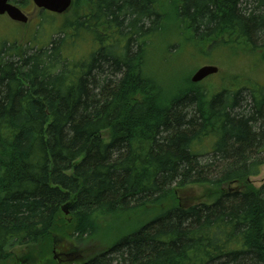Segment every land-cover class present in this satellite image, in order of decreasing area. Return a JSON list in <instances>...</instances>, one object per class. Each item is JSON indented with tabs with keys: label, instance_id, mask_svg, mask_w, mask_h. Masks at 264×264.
I'll use <instances>...</instances> for the list:
<instances>
[{
	"label": "trees",
	"instance_id": "1",
	"mask_svg": "<svg viewBox=\"0 0 264 264\" xmlns=\"http://www.w3.org/2000/svg\"><path fill=\"white\" fill-rule=\"evenodd\" d=\"M60 16L38 47L0 35V264L24 248L23 264H58L57 241L82 249L68 264H264V183L249 181L264 88L161 78L150 55L176 40L264 57V0H73ZM192 185L211 190L183 203Z\"/></svg>",
	"mask_w": 264,
	"mask_h": 264
},
{
	"label": "rangeland",
	"instance_id": "2",
	"mask_svg": "<svg viewBox=\"0 0 264 264\" xmlns=\"http://www.w3.org/2000/svg\"><path fill=\"white\" fill-rule=\"evenodd\" d=\"M22 11L25 15H27V22L25 24L12 22L6 16H1L0 19V35L9 40V42L15 41L20 46H26V44L33 38L37 41L35 43L37 47L39 45H43L42 43L49 39L47 36L53 34L49 33L53 31L54 27H57V25L60 26V23L64 20L62 16H54L56 26H49L46 24L43 25V23H41L40 26V22H45L42 17L44 14H48L47 12L40 11L31 3L25 6ZM73 16L74 15L72 13H69L67 18H71ZM164 42L162 43L158 40L150 45V55L153 57V63L151 66L155 68L157 75L161 78H164L163 75H167L166 71L172 74L176 73V76L172 77L177 78L180 73L186 76H192L197 68L204 65H214L219 68L218 73L215 76L204 80L203 83L201 82L202 84L200 83L205 90H207V88L209 89V86H213L214 90H218L222 85L226 87L225 89L230 91L243 87L248 89L264 88V57L260 56L261 54H259V52L253 55L240 51H236L232 54L226 52H217L216 54L213 50H209V48H207L200 53L198 50L194 51L192 48L183 47L181 50L178 48V51L174 53V51L177 50L175 47L177 46L175 45L176 40H171L168 46ZM259 44L260 42H257V45ZM164 47H169V49L166 52H161L160 54L162 55H159V52ZM170 53L172 54L171 59L169 57ZM203 145L205 144L199 145V147ZM208 156L209 155H203V157H200L199 159L201 161H206ZM263 177L264 164L260 168L259 175L250 178L251 186L259 188L264 183ZM232 186L234 187L235 185ZM209 188V186H189L186 188V192L181 193L180 199L183 203L188 200L194 202V199H200L206 190H211ZM178 192L180 191L176 192L177 201L179 200ZM65 213L66 212H64V214ZM65 216H68V214H65ZM52 248L51 258H53L55 262L58 261V263H62L64 261L71 262V259H75L69 255L72 251L82 255V249L80 250V247H75L77 248V250H75L72 244L64 241H57ZM97 248L98 246L95 245L94 251H96ZM86 249L88 250L89 247L87 246ZM30 254H32V251L30 252V250H26L25 248L17 250L13 253V260H15V262L21 261L20 264H23V256L28 257ZM28 258L30 259V256Z\"/></svg>",
	"mask_w": 264,
	"mask_h": 264
},
{
	"label": "water",
	"instance_id": "3",
	"mask_svg": "<svg viewBox=\"0 0 264 264\" xmlns=\"http://www.w3.org/2000/svg\"><path fill=\"white\" fill-rule=\"evenodd\" d=\"M11 0H0V15H6L11 21L26 23L27 17L19 8L10 3ZM38 9L48 11L53 14H63L71 6V0H32ZM217 72L214 66H203L199 68L191 77V82L198 83L206 77Z\"/></svg>",
	"mask_w": 264,
	"mask_h": 264
},
{
	"label": "bare ground",
	"instance_id": "4",
	"mask_svg": "<svg viewBox=\"0 0 264 264\" xmlns=\"http://www.w3.org/2000/svg\"><path fill=\"white\" fill-rule=\"evenodd\" d=\"M66 12H67V11H66ZM64 13H65V12H64ZM64 13H63V14H64ZM190 81H191V80H190ZM191 83H193V82H191Z\"/></svg>",
	"mask_w": 264,
	"mask_h": 264
}]
</instances>
